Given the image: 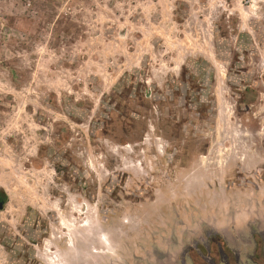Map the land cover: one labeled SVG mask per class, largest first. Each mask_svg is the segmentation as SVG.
<instances>
[{
  "label": "rangeland",
  "instance_id": "374dc122",
  "mask_svg": "<svg viewBox=\"0 0 264 264\" xmlns=\"http://www.w3.org/2000/svg\"><path fill=\"white\" fill-rule=\"evenodd\" d=\"M0 264H264V0H0Z\"/></svg>",
  "mask_w": 264,
  "mask_h": 264
},
{
  "label": "water",
  "instance_id": "95a60500",
  "mask_svg": "<svg viewBox=\"0 0 264 264\" xmlns=\"http://www.w3.org/2000/svg\"><path fill=\"white\" fill-rule=\"evenodd\" d=\"M2 208H3V206L1 205V206H0V209H2Z\"/></svg>",
  "mask_w": 264,
  "mask_h": 264
}]
</instances>
